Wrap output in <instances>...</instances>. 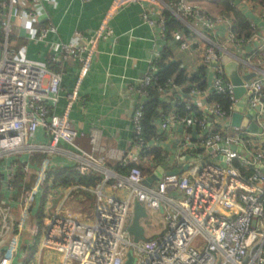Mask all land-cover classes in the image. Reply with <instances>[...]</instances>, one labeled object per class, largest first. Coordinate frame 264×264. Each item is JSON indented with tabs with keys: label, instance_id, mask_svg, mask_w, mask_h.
Returning a JSON list of instances; mask_svg holds the SVG:
<instances>
[{
	"label": "built area",
	"instance_id": "2783aa9c",
	"mask_svg": "<svg viewBox=\"0 0 264 264\" xmlns=\"http://www.w3.org/2000/svg\"><path fill=\"white\" fill-rule=\"evenodd\" d=\"M43 1L0 0V159L22 150L44 154L43 166L34 182L21 192L17 230L26 223L48 170L54 169L50 165L51 158L59 155L70 161L71 147L78 152L71 154L74 169L81 175L99 172L101 180L91 188L75 185L95 197L94 215L89 223L76 220L65 209L70 191L63 193L60 188L65 186L48 182L45 219L32 233L34 238L40 239L41 250L60 253V264H125L129 253L133 264H264V34L250 25L251 35L238 37L233 33L231 17L210 12L200 0H111L91 37L76 31L67 43L59 44V51L42 62L32 61L24 57V47L16 50L10 46V38L15 30L17 38L38 42L44 41L48 34L57 33L46 15ZM237 2L240 1L229 0L236 10ZM131 4H140L143 20L152 27H159L162 34L165 14L185 24L191 36L184 38L182 33L175 32L174 41L181 50L193 49L199 66L210 71L212 81V90L205 93L203 104H199L201 93L197 88L191 89L186 98L179 96L180 86L172 78L162 82L155 76L154 65L160 57L156 53L148 71L135 88L130 87L142 95L155 86L162 101L186 100L190 111L183 118L165 116L159 111L162 131L177 126L183 128L175 148L176 161L181 163L187 156L193 161L178 175L163 174L150 186L143 181L156 169L165 152L161 148V136L147 139L140 102L133 109V134L122 161L123 167H132L123 175L100 168L94 159L92 153L99 144L97 131L89 135L91 152L87 153L76 145L77 131L67 119L98 42L112 34L109 22L119 10ZM242 4L245 10L257 11L264 19V5L255 0H242ZM30 25L45 26L33 29ZM218 27L225 29V42L236 49L250 46L249 51L242 48V55L227 52L217 42ZM224 54L237 63L240 85H234L227 76L221 63ZM73 58L80 60L78 77L63 115H56L53 106L60 91L62 73L54 68L59 69ZM212 61H216L215 67L211 66ZM245 76L251 77L244 80ZM239 87L243 93L237 98L235 89ZM234 113L247 118L248 125L254 123L259 130L250 131L248 125L231 126ZM39 131L44 133L47 143L28 144ZM200 153L205 155L206 161L198 170H192L194 157ZM22 171L27 173L28 168L23 167ZM14 176L15 170L9 168L4 182L9 191L14 190ZM107 189L113 193L105 192ZM117 192L123 197L116 196ZM59 195L61 199L48 214L50 200ZM135 202L142 204L146 211L162 215L164 234L148 241H133L127 228ZM9 217V207L0 205L2 238L11 230ZM18 231L1 254L0 264H12Z\"/></svg>",
	"mask_w": 264,
	"mask_h": 264
},
{
	"label": "crops",
	"instance_id": "0c3cea01",
	"mask_svg": "<svg viewBox=\"0 0 264 264\" xmlns=\"http://www.w3.org/2000/svg\"><path fill=\"white\" fill-rule=\"evenodd\" d=\"M165 1V0H164ZM217 0H200L202 6L213 13H220L215 5ZM237 2V10L247 19L249 25H254L259 34H264V19L257 11L245 10L242 0ZM111 0H91L83 3L80 0H44L42 3L48 19L57 29L56 34H48L44 41L38 42L24 38H17V30L12 37L14 49L24 47V57L28 60L42 62L51 53L59 51V44L67 43L74 32H80L85 37H91L98 28L99 22L106 12ZM143 8L140 4H131L119 10L109 22L112 34L98 42L97 50L91 60L85 77L80 82L77 95L67 114V119L77 131L76 145L81 150L90 153L89 135L92 131L99 134L98 149L93 152V157L99 167L115 173L121 171L122 161L128 151L132 138V114L137 102L145 100L144 94L130 90L135 88L140 78L148 71L149 62L156 53H161L166 45H173V58L168 69L160 72L159 79L172 78L180 86L179 96L187 97L190 90L197 88L201 93L199 104L204 103L205 93L212 90L210 71L200 67L197 55L192 48L181 50L176 42L168 43L159 27H152L142 17ZM46 15H44L46 17ZM156 20V19H154ZM189 23V22H186ZM44 24V21H42ZM181 25H185L180 23ZM189 25V24H188ZM45 25H30L38 29ZM189 32L190 30L184 26ZM201 30L199 26L196 27ZM203 29V28H202ZM202 33L205 31L202 30ZM218 43L233 55H242V48L247 51L250 46L236 49L224 41L226 34L223 27H218ZM80 60L70 59L59 66L55 71L62 73L60 91L57 101L53 106L56 115H63L68 96L71 94L78 77ZM158 135L161 136V148L165 157L160 160L168 164L167 170H174L180 164L176 161L174 144L179 141L183 128L171 127L167 131L160 129L159 118L154 122ZM30 145H44L47 138L39 131ZM178 144V143H177ZM69 150V147L62 144ZM78 153L70 147V161L63 156L55 155L51 158L53 168L64 166L74 167L75 161L71 154ZM44 154L40 151L22 150L19 154L0 159V205L10 209L11 230L5 237H0V256L7 245L15 237L18 220L21 217L20 196L23 189L29 187L35 180L36 173L43 166ZM27 167L28 172L23 173L22 168ZM9 168L15 170L14 190L6 189L5 176ZM99 174V172H96ZM74 189V190H73ZM105 192L113 193L107 189ZM61 194V192H59ZM123 197L122 193H115ZM95 197L75 185H70V213L82 222H91L94 215ZM90 217V218H88ZM26 224V223H25ZM19 230L16 238V251L12 260L20 262L29 247L36 245V252L31 264H60V253L53 250H41L40 239L33 237V231L27 226ZM164 225V224H163ZM158 236V235H157ZM156 237L152 235L151 238ZM20 259V260H19Z\"/></svg>",
	"mask_w": 264,
	"mask_h": 264
},
{
	"label": "trees",
	"instance_id": "16d2710c",
	"mask_svg": "<svg viewBox=\"0 0 264 264\" xmlns=\"http://www.w3.org/2000/svg\"><path fill=\"white\" fill-rule=\"evenodd\" d=\"M257 3L264 5V0H255ZM215 5L220 9V13L223 15H228L231 17L233 21V33L236 34L240 38H248L252 30L247 19L242 15L241 12L234 9L229 0H217ZM165 31L164 37L168 43L174 42L173 33L180 32L182 33L184 38L191 36V32L184 28L183 25L180 24L176 18L165 14ZM12 40V39H11ZM176 42V41H175ZM179 45L178 42H176ZM173 58V45H166L162 52L160 53L159 59L155 62L156 73L155 76L159 78V74L161 71L168 69L171 64V60ZM171 78V77H170ZM165 80H161L165 82ZM177 83V80H175ZM145 100L142 102V111H143V126L145 130V134L147 139H151L154 137H159L158 130L154 125V122L160 118L159 111H161L165 116L173 115L176 118H183L190 112L186 107V100H178L176 102L172 101H162L161 93L158 91L157 87L151 86L146 90ZM186 98V97H185ZM194 110V106L192 107ZM157 154L159 153L157 150L155 151ZM132 165L127 168H121L122 173L127 174L128 169L131 168ZM101 180L100 174L90 171L85 175L79 174L74 167L64 166L60 168H54L48 170L46 174V178L43 181L42 187L37 194L34 205L30 209V213L28 219L26 221L25 226L28 225L30 231L33 230L34 227H41L43 225V221L45 219V204L48 194V182L51 181L53 185H79L84 186L86 188L94 187ZM36 252V245L33 247H29V249L25 252V256L20 258V262H14L13 264H31V260Z\"/></svg>",
	"mask_w": 264,
	"mask_h": 264
},
{
	"label": "water",
	"instance_id": "95a60500",
	"mask_svg": "<svg viewBox=\"0 0 264 264\" xmlns=\"http://www.w3.org/2000/svg\"><path fill=\"white\" fill-rule=\"evenodd\" d=\"M221 63L225 67V72L231 82L234 85H240L241 84V79L238 76L237 73V63L232 61L229 57V55L224 54L221 57ZM211 66L215 67L216 66V61L211 62ZM251 76H245L243 79L248 80ZM243 93L242 88H236L235 89V95L236 97H240L241 94ZM242 105V103L240 104ZM231 126L234 127H245L248 125L247 118H242V116L239 113H234L231 117ZM182 126L179 127L181 129ZM248 129L250 131H257L259 130L258 127L254 123H250L248 125ZM196 132L193 131L192 136L195 138ZM178 141L175 142L174 147L177 145ZM182 162H185V165L182 167V162L178 165V167L174 170H167L168 164L163 163L159 166L156 167V169L152 172V174L149 177H146V179L143 181V184L146 186H150L153 182L159 180L163 174L166 175H178L181 173L183 170H186L189 166V163L193 161L192 157H183ZM62 195H59L56 198H53L50 200V206L47 209V213L51 214V211L56 207L58 201L61 199ZM148 218V214L142 204L139 202H135L133 205V210H132V217L130 220V223L128 225L127 231L128 233L132 236L134 242L138 241H148L149 239H145V229L142 226V222L145 221ZM125 264H133V257L129 253L127 255V260Z\"/></svg>",
	"mask_w": 264,
	"mask_h": 264
},
{
	"label": "rangeland",
	"instance_id": "374dc122",
	"mask_svg": "<svg viewBox=\"0 0 264 264\" xmlns=\"http://www.w3.org/2000/svg\"><path fill=\"white\" fill-rule=\"evenodd\" d=\"M10 46H13V41L10 38ZM195 161L191 166L192 170H198L200 166L206 161L204 154H196ZM187 174V173H186ZM187 176L191 179V174L188 172ZM63 193H68L70 191V186H65L60 188ZM65 209L70 212V196L68 197L67 202L65 203ZM148 218L142 222V226L145 229V239H150L152 235L157 236L165 233L163 229V217L159 212L148 210L146 211ZM90 218V217H88ZM137 261V260H136Z\"/></svg>",
	"mask_w": 264,
	"mask_h": 264
}]
</instances>
